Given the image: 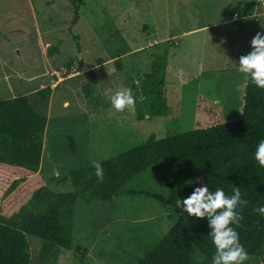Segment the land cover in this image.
<instances>
[{
  "label": "rangeland",
  "instance_id": "rangeland-1",
  "mask_svg": "<svg viewBox=\"0 0 264 264\" xmlns=\"http://www.w3.org/2000/svg\"><path fill=\"white\" fill-rule=\"evenodd\" d=\"M257 33L264 34V0H0V99L29 95L46 114L38 173L53 192L73 191L72 170L142 145L151 133L190 131L199 94L236 117L239 58ZM163 57L168 113L139 120L136 106L116 111L105 90L131 89L142 101L144 73ZM47 86L48 97L37 93ZM143 189L168 194L152 167L123 187ZM170 212L143 194L79 199L71 248L44 264H135L173 226Z\"/></svg>",
  "mask_w": 264,
  "mask_h": 264
},
{
  "label": "trees",
  "instance_id": "trees-1",
  "mask_svg": "<svg viewBox=\"0 0 264 264\" xmlns=\"http://www.w3.org/2000/svg\"><path fill=\"white\" fill-rule=\"evenodd\" d=\"M115 65L121 69L119 61ZM169 69L163 57L144 73L143 100L135 103L139 120L168 113ZM237 90L236 117L226 119L220 102L199 94L190 131L170 132L160 139L151 133L144 144L101 162L103 180L97 178L95 165L74 169L70 178L75 190L58 193L38 173L46 114L33 106L29 95L0 99V264H44L57 258L60 249L72 246L77 201L111 202L121 194H143L157 200L174 219L170 230L149 243L135 264H212L215 246L208 221L182 211L183 199L205 184L212 191L223 188L226 194H231L233 186L240 188L248 203L240 210L243 218L236 231L249 256L264 264V216L255 211L264 203V168L254 159L256 146L264 139V89L244 79ZM51 91L47 86L37 93L46 98ZM148 167L157 172L167 195L123 190ZM35 243L39 244L32 252Z\"/></svg>",
  "mask_w": 264,
  "mask_h": 264
},
{
  "label": "clouds",
  "instance_id": "clouds-1",
  "mask_svg": "<svg viewBox=\"0 0 264 264\" xmlns=\"http://www.w3.org/2000/svg\"><path fill=\"white\" fill-rule=\"evenodd\" d=\"M252 50L239 58L238 72L245 80H250L259 89H264V34L257 33L251 40ZM105 95L116 111L133 109L136 103L131 89L113 93L106 89ZM254 159L264 168V139L256 146ZM95 174L103 180V169L99 162L95 163ZM248 203L242 198L239 187L233 186L231 194H226L223 188L210 190L205 184L194 188L193 192L183 199L184 213L198 219L208 221L209 236L215 246L212 264H246L249 254L240 242L236 227L242 220L241 209ZM264 216V203L255 209ZM235 226V227H234Z\"/></svg>",
  "mask_w": 264,
  "mask_h": 264
}]
</instances>
